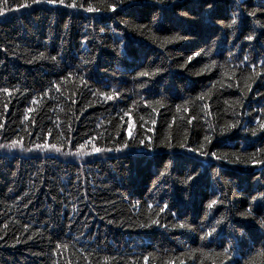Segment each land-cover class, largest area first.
<instances>
[{
	"label": "trees",
	"instance_id": "trees-1",
	"mask_svg": "<svg viewBox=\"0 0 264 264\" xmlns=\"http://www.w3.org/2000/svg\"><path fill=\"white\" fill-rule=\"evenodd\" d=\"M22 2L0 0V264H264V0Z\"/></svg>",
	"mask_w": 264,
	"mask_h": 264
},
{
	"label": "snow or ice",
	"instance_id": "snow-or-ice-1",
	"mask_svg": "<svg viewBox=\"0 0 264 264\" xmlns=\"http://www.w3.org/2000/svg\"><path fill=\"white\" fill-rule=\"evenodd\" d=\"M2 2L4 4H7L8 0H2ZM158 2H162V0H158ZM236 2L239 4L240 0H236ZM40 4H48V5H51L53 7H65V8H70V9H77V8H82L84 9L85 11L87 12H99V11H112V12H115L116 11V6L114 4H108V3H105V6L103 9L99 8V7H93L91 3H88L87 6H85V3L84 2H81V0H71V2H68V0H25V2H22L19 4L18 8H30L34 5H40ZM209 7H211V4L209 5ZM9 11H12L14 9H12L10 6L8 8ZM18 10V9H17ZM258 11H264V9H260ZM256 11H252V12H249L248 15L250 16H256ZM5 15V12L3 10H0V16H3ZM237 24V20L236 19H232L231 23L226 25L227 27H232L233 25H236ZM262 28H264V24H261L260 25ZM177 40H183L184 37L182 36H178L176 38ZM245 39L251 41V40H254L256 39V37L254 35H248L245 37ZM168 42H172L171 40H169ZM43 56V54H41ZM201 55V52H195L193 53V55H190L187 59L189 62H191L194 57L196 56H200ZM51 59L55 60V57H51ZM245 59H247V57H245ZM261 63H264V61H261ZM150 75L149 72H141L140 73V76H148ZM0 91H4V92H7L8 90L7 89H2ZM105 98L108 99V100H111L113 99V96L112 95H107L105 94ZM261 111H264V109H262ZM237 125H232V127H236ZM260 128L262 130H264V122H262L260 124ZM252 135H256V130L253 129L252 130ZM205 139H208L207 137H205ZM18 144L17 142H13L11 145H4V147H17ZM37 147L39 148H50L52 150H55V151H60L59 148H57L56 145H48V144H42V145H37ZM84 145H81V148H83ZM94 152L96 153H99L101 151H103L102 149L98 148V147H94ZM261 152L262 155H264V149H260L259 150ZM203 154V153H202ZM213 156H215V153H212ZM219 159V157H217ZM233 162H237V161H233ZM239 162H242V161H239ZM261 163H264V159H262L260 161ZM189 179H194L192 177H190ZM253 201H257L259 200L261 203V206L264 207V193H260L259 197H252ZM217 203H221V201H218V200H212L208 207L209 208H212L214 207ZM168 206L167 205H164V208H167ZM163 210V209H161ZM242 216H245V217H248V216H251L252 215V210L249 209L247 212H244V213H241ZM259 223L261 224V226H264V219L260 220ZM152 224H159V221L158 220H152ZM145 226H150V225H145ZM7 227V226H6ZM179 227L181 228H184L186 227V225L184 224H181L179 225ZM207 235H211V233H208ZM2 238V237H0Z\"/></svg>",
	"mask_w": 264,
	"mask_h": 264
}]
</instances>
